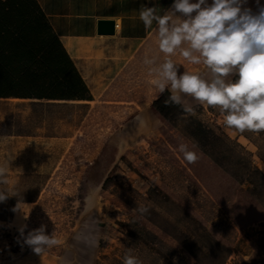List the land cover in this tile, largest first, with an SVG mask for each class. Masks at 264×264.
Returning <instances> with one entry per match:
<instances>
[{
    "label": "rangeland",
    "instance_id": "1",
    "mask_svg": "<svg viewBox=\"0 0 264 264\" xmlns=\"http://www.w3.org/2000/svg\"><path fill=\"white\" fill-rule=\"evenodd\" d=\"M154 24L147 45L129 60L124 55L115 83L92 102L0 98L7 180L0 189L19 194L0 203V264H123L129 249L141 264H264V223L238 221L241 214H264V191L246 196L239 166L245 149L264 172V132L227 128L219 108L184 96L195 111L190 116L225 136L235 152L226 153L223 165L193 138L179 141L205 160L194 169L179 147L175 156L160 151L152 142L160 139L161 121L151 105L161 93L149 69L166 57ZM171 59L180 72L211 79L203 64L179 52ZM141 206L149 208L143 217L134 211ZM41 224L59 243L39 255L19 230L27 225L26 236Z\"/></svg>",
    "mask_w": 264,
    "mask_h": 264
},
{
    "label": "clouds",
    "instance_id": "2",
    "mask_svg": "<svg viewBox=\"0 0 264 264\" xmlns=\"http://www.w3.org/2000/svg\"><path fill=\"white\" fill-rule=\"evenodd\" d=\"M168 12L171 14H158L155 4L141 5L139 12L146 29L155 22L158 49L166 57L158 67L149 69L159 92L170 93L165 106H180L185 114L195 115L194 109L182 102L184 96H190L219 108L227 128L239 133L264 132V4L255 0L253 10L248 0H173ZM177 52L191 64L210 69L211 79L200 73L180 72L181 65L171 59ZM144 63L156 61L145 58ZM229 76L234 77L231 82L226 81ZM179 151L189 164L200 158L186 144H180ZM5 176L6 167L0 166V184H7ZM10 196L19 194L0 189V203ZM18 209L19 202L13 211ZM134 211L143 217L149 208L141 206ZM25 228L27 225L19 230L24 243L39 255L59 243L53 234H46L44 224L26 236ZM123 264L141 261L129 249Z\"/></svg>",
    "mask_w": 264,
    "mask_h": 264
},
{
    "label": "trees",
    "instance_id": "3",
    "mask_svg": "<svg viewBox=\"0 0 264 264\" xmlns=\"http://www.w3.org/2000/svg\"><path fill=\"white\" fill-rule=\"evenodd\" d=\"M169 95L165 91L152 102L151 108L161 121L160 139L152 143L159 145L160 151L175 156L179 141L185 143L190 137L215 162L223 164L226 153L235 152V147L225 136L185 114L180 106H165ZM0 98H25L33 104L94 99L38 0H0ZM182 121L185 124L180 126ZM179 154L183 158L180 151ZM189 165L200 169L205 160L199 158ZM239 166L240 182L248 184L241 186L244 194L250 196L264 191V172L247 156L245 149L239 154ZM106 182L107 179L103 187ZM153 186L156 185L153 183ZM238 221L247 225L254 221L264 223V214H241Z\"/></svg>",
    "mask_w": 264,
    "mask_h": 264
},
{
    "label": "crops",
    "instance_id": "4",
    "mask_svg": "<svg viewBox=\"0 0 264 264\" xmlns=\"http://www.w3.org/2000/svg\"><path fill=\"white\" fill-rule=\"evenodd\" d=\"M51 25L91 90H109L133 51L147 45L151 29L139 19L141 5L155 4L168 12L173 0H38ZM196 2V0H191ZM211 0H209V3ZM264 4V0H260ZM255 10V0H248ZM114 19L115 33H98V20ZM154 24V23H153ZM156 27V25L154 24ZM25 99V98H20Z\"/></svg>",
    "mask_w": 264,
    "mask_h": 264
},
{
    "label": "water",
    "instance_id": "5",
    "mask_svg": "<svg viewBox=\"0 0 264 264\" xmlns=\"http://www.w3.org/2000/svg\"><path fill=\"white\" fill-rule=\"evenodd\" d=\"M114 19H100L98 20V33L100 34H114L115 33Z\"/></svg>",
    "mask_w": 264,
    "mask_h": 264
},
{
    "label": "bare ground",
    "instance_id": "6",
    "mask_svg": "<svg viewBox=\"0 0 264 264\" xmlns=\"http://www.w3.org/2000/svg\"><path fill=\"white\" fill-rule=\"evenodd\" d=\"M81 101H83V102H84V101H88V100H81Z\"/></svg>",
    "mask_w": 264,
    "mask_h": 264
}]
</instances>
